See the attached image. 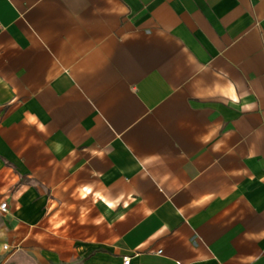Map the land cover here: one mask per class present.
Instances as JSON below:
<instances>
[{
	"label": "crops",
	"instance_id": "0c3cea01",
	"mask_svg": "<svg viewBox=\"0 0 264 264\" xmlns=\"http://www.w3.org/2000/svg\"><path fill=\"white\" fill-rule=\"evenodd\" d=\"M4 202L0 264H264V0H0Z\"/></svg>",
	"mask_w": 264,
	"mask_h": 264
},
{
	"label": "built area",
	"instance_id": "2783aa9c",
	"mask_svg": "<svg viewBox=\"0 0 264 264\" xmlns=\"http://www.w3.org/2000/svg\"><path fill=\"white\" fill-rule=\"evenodd\" d=\"M6 210H7V202L1 203L0 204V211L5 212ZM4 248L7 249L8 245H5ZM122 264H130L129 263V259L128 258H124L122 260Z\"/></svg>",
	"mask_w": 264,
	"mask_h": 264
},
{
	"label": "rangeland",
	"instance_id": "374dc122",
	"mask_svg": "<svg viewBox=\"0 0 264 264\" xmlns=\"http://www.w3.org/2000/svg\"><path fill=\"white\" fill-rule=\"evenodd\" d=\"M75 264H85V263H83V262H77V263H75Z\"/></svg>",
	"mask_w": 264,
	"mask_h": 264
}]
</instances>
